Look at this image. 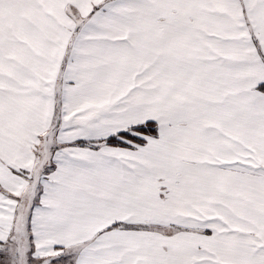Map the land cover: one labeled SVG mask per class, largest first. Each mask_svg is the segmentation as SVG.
Segmentation results:
<instances>
[{
  "label": "snow or ice",
  "instance_id": "6c2138e0",
  "mask_svg": "<svg viewBox=\"0 0 264 264\" xmlns=\"http://www.w3.org/2000/svg\"><path fill=\"white\" fill-rule=\"evenodd\" d=\"M0 264H264V0H0Z\"/></svg>",
  "mask_w": 264,
  "mask_h": 264
}]
</instances>
